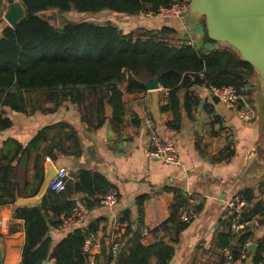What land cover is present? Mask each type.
<instances>
[{
	"label": "trees",
	"instance_id": "trees-1",
	"mask_svg": "<svg viewBox=\"0 0 264 264\" xmlns=\"http://www.w3.org/2000/svg\"><path fill=\"white\" fill-rule=\"evenodd\" d=\"M20 1L26 10V18L15 28L6 26L0 36V132L13 126L9 117L11 112L24 115L50 113L68 102L78 106L82 122L90 128L99 129L109 121L114 130L119 131L126 115L124 95L146 91L143 82L156 77L160 78V86L169 90L170 101L162 111L172 112L173 118L167 126L175 132L182 129L184 114L193 120L194 110L202 104L194 90L196 87L212 90L233 86L254 103V69L229 46L205 48V45L216 42L209 39L204 20H201L203 45L198 47L183 40L175 44L173 37L178 31L171 26L127 32L112 22H73L61 18V27H55L39 17V13L51 10H57L60 16L70 12H112L129 18L155 16L161 9H170L176 1L183 0ZM204 107L213 114L206 104ZM212 119L213 126L222 127L219 116L213 114ZM65 127L70 132L66 135L70 145L66 146L60 133L56 132L51 142L41 149L54 129L63 130ZM60 153L82 154L75 130L66 124L42 129L26 147L13 139L4 141L0 149V208L15 205L18 198L35 196L44 180L46 157L55 160ZM233 156L234 151L227 146L215 161H228ZM31 165L32 182L29 179ZM75 176L77 183H68L64 192L49 191L39 204L14 210L12 220L23 221L26 237L20 264H42L45 261L90 264L86 240L97 234L101 220L92 221L84 229H75L53 249L49 237L50 229L61 225V217L77 207V203L71 200V191L82 194L85 207L92 209L101 204L99 197L112 187L98 172L82 170ZM241 194L248 203L245 220L263 213L262 203L254 204L251 189ZM148 198L149 195L137 198L139 213L142 214L143 202ZM186 206V195L176 191L169 218L157 228L170 232L168 240L143 245L140 230L134 232L129 224L122 236L128 256L114 257L112 242L104 239L100 254L95 257L96 264H111L116 259V264H151L152 256L158 259L157 264H168L182 232L188 227L181 221ZM124 214L122 221L129 222L131 212ZM226 225L228 232L218 234L223 242L219 246L230 249L237 258L239 248L252 239V233H244L232 246V218L226 220ZM263 261L264 238L259 241L253 263Z\"/></svg>",
	"mask_w": 264,
	"mask_h": 264
},
{
	"label": "crops",
	"instance_id": "crops-1",
	"mask_svg": "<svg viewBox=\"0 0 264 264\" xmlns=\"http://www.w3.org/2000/svg\"><path fill=\"white\" fill-rule=\"evenodd\" d=\"M6 10L7 1L0 0V36L4 28L9 26L4 20ZM161 21L153 24V29L171 26L177 29L178 40L182 41L184 38L187 44L198 47L203 45L204 35L199 26L201 20L179 16L178 19L171 20L172 25ZM218 47L217 44L205 45L207 49ZM194 90L202 99V104L194 110L193 120L184 114L183 127L177 132L167 126L173 114L171 111H162V107L166 105V89L160 86L158 90L146 89L144 92L124 95L126 115L119 131H115L109 121L99 129L90 128L87 123L82 122L78 106L70 102L50 113L24 115L11 112L9 117L13 126L0 133V149L8 139L26 147L46 127L66 124L75 130L82 154L73 156L60 153L55 160L46 157L44 172L47 163L53 164L57 169L66 168L75 177L73 182L68 183L75 184V174L79 171L98 172L111 184V189L117 190L119 196L113 207L100 204L88 209L82 200V194L71 191V200L77 203V208L83 213V222L76 229H84L92 221L101 220L99 230L93 235L87 251L90 264H96L95 257L100 254L104 239L106 242L111 241L112 247L116 242L121 243L117 259L128 256L127 244L122 241V236L129 224L134 232L140 230V242L143 245L168 240L170 232L164 229L159 231L157 228L169 218L176 191L186 195L187 206L189 198H193L199 214L190 223L185 222L188 227L182 232L174 256L168 264H224L226 251H231L219 246L223 242L218 234L228 232L226 220H230L226 215L225 205L247 189L254 193V204L261 202L263 206L260 218L247 231L252 233L251 245L258 246L259 241L264 238V158L260 159L256 151L258 142L264 147V116L256 94L254 97L257 101L252 103L255 116L253 120L244 122L223 103L214 102L212 90L205 87H196ZM205 104L213 114L221 118L222 127L212 125L213 114L205 109ZM56 132L60 133L66 146L70 145L66 139L70 132L65 127L63 130L54 129L41 149L51 142ZM152 134L175 144L179 158L177 164H168L150 155L154 148L150 141ZM227 146L234 151V156L228 161H215ZM32 165L29 176L31 182ZM143 195H149V198L143 202L141 214L136 200ZM17 207L15 204L0 208L3 264H20L22 261L26 237L23 221L12 220ZM126 211L131 212L129 222L122 221ZM73 231L64 232L60 226L51 228L49 237L52 249ZM145 232L148 233L147 240L142 243ZM235 244L231 240V245ZM253 259L249 248V255L242 264H254ZM116 260L111 264H116ZM47 262L54 264L52 261ZM150 263L157 264L158 259L152 256Z\"/></svg>",
	"mask_w": 264,
	"mask_h": 264
},
{
	"label": "water",
	"instance_id": "water-1",
	"mask_svg": "<svg viewBox=\"0 0 264 264\" xmlns=\"http://www.w3.org/2000/svg\"><path fill=\"white\" fill-rule=\"evenodd\" d=\"M6 1L7 10L4 20L10 27L15 28L26 18V10L20 0ZM179 16L204 20L210 40L233 48L244 62L251 65L260 83L258 101L264 116V0H190L187 9ZM39 17L53 26L58 24L57 10L41 12ZM143 86L150 91L158 90L160 78L156 77L143 82ZM214 102H219L216 96ZM13 113L17 114L15 111ZM256 145L258 157L263 159L264 147L260 142ZM56 174V166L47 163L44 180L38 193L33 197L19 198L16 205L25 207L39 204L49 192V184ZM257 249L256 244L251 245L252 256H255ZM0 264H3L1 248ZM43 264L52 263L45 261Z\"/></svg>",
	"mask_w": 264,
	"mask_h": 264
},
{
	"label": "built area",
	"instance_id": "built-area-1",
	"mask_svg": "<svg viewBox=\"0 0 264 264\" xmlns=\"http://www.w3.org/2000/svg\"><path fill=\"white\" fill-rule=\"evenodd\" d=\"M188 2L190 0H183L182 2L176 1L170 9H161L158 12V16L169 15L171 13L178 16L186 10L188 7ZM152 15V14H149ZM166 96L164 98V103L169 104L170 96L169 90L166 89ZM212 94L216 96L221 103H223L230 110L234 111L238 117L244 121L248 122L253 120L255 114L252 108V103L249 101L246 95H243L237 88L233 86H227L223 88H213ZM150 141L153 143V150L150 151V155L160 159L161 161L168 164H177L179 161L178 151L175 147V144L171 141L161 140L157 135L152 134L150 136ZM49 160V159H47ZM75 177L68 172L66 168H58L57 174L54 179L49 184V191L55 193H62L66 190L68 182H73ZM102 205L113 207L117 204L119 196L118 192L115 189L109 190L106 194L99 197ZM248 207L247 201L240 195L234 196L230 199L225 205L226 215L229 218H232L231 226V235L232 240L237 243L238 238L247 233L251 229L253 224L260 218V214L253 217L251 220L244 219V212ZM198 210L193 198H189L187 209L182 213L181 220L184 222L190 223L198 217ZM83 222V213L77 207L73 208L69 213H66L62 216V223L60 228L64 232H71L77 227H80ZM148 235L145 232L142 239L144 243ZM91 238L86 240L85 249L88 251L89 246L91 245ZM121 243L116 242L112 247V254L114 257L121 251ZM251 247V241H247L246 244L239 248V256L235 258L233 253L229 250L225 254V263L224 264H242L244 260L249 255V248Z\"/></svg>",
	"mask_w": 264,
	"mask_h": 264
},
{
	"label": "rangeland",
	"instance_id": "rangeland-1",
	"mask_svg": "<svg viewBox=\"0 0 264 264\" xmlns=\"http://www.w3.org/2000/svg\"><path fill=\"white\" fill-rule=\"evenodd\" d=\"M61 18H64L65 20L73 21V22L89 21L92 23H99V24H103L106 22H112L114 25L119 26L123 30H125L127 32H131L132 30L138 31V29H139L138 27H140V26L141 27L144 26V29L147 27L146 30L147 29H153L155 27V26H153V24H156L158 22V20H162L161 22H166L168 25H170V24L172 25L171 20L172 19H178V16H175V14L171 13L169 15H163V16L140 15L138 17H130L129 18V17H125L122 15L112 13V12L111 13L110 12H103V13H99V14H81V13H77V12H70V13L63 14L61 16L58 14V24H56L55 27H61ZM199 26L201 27V33H203V35H204V26H203L202 21L200 22ZM185 37H186V35H185ZM178 38H179L178 35L177 36L174 35L173 42L175 44L178 43V41H179ZM183 41L187 42L186 40H184V38H183ZM213 44H217L218 46H224V45L219 44V43H213ZM252 84H253V87L255 88L254 94H256L257 98H258L259 97V91L258 90L260 88V83L257 79V76H255ZM253 98H254V100H256V98L254 96H253ZM257 103L260 105V101H257Z\"/></svg>",
	"mask_w": 264,
	"mask_h": 264
}]
</instances>
